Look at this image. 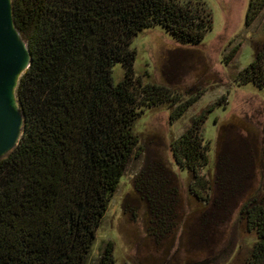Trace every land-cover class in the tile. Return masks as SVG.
Returning <instances> with one entry per match:
<instances>
[{"label": "trees", "instance_id": "1", "mask_svg": "<svg viewBox=\"0 0 264 264\" xmlns=\"http://www.w3.org/2000/svg\"><path fill=\"white\" fill-rule=\"evenodd\" d=\"M263 8L264 0H251L247 24ZM13 10L31 63L17 89L23 134L0 159V264H86L111 198L139 153L134 124L145 109L163 104L152 95H163L164 86L135 74L133 38L159 25L180 42L200 44L213 28L212 13L203 0H13ZM117 62L125 76L115 83ZM237 79L264 85V43ZM178 97L171 99V120L196 100ZM204 121L201 114L171 144L177 165L198 182L210 162ZM157 166L156 173L150 166L140 174L133 192L150 223L151 216L163 221L169 206L164 173L173 170ZM241 215L256 234L242 264H264V197H251ZM114 263L110 243L100 264Z\"/></svg>", "mask_w": 264, "mask_h": 264}, {"label": "rangeland", "instance_id": "2", "mask_svg": "<svg viewBox=\"0 0 264 264\" xmlns=\"http://www.w3.org/2000/svg\"><path fill=\"white\" fill-rule=\"evenodd\" d=\"M203 1L213 28L200 44L180 42L159 25L132 40L135 74L164 86L163 95H152L163 104L145 109L134 124L139 153L111 198L86 264H100L110 243L114 264H242L256 239L241 209L251 197H264V85L240 83L237 75L263 48L264 8L247 24L251 0ZM112 75L115 83L124 78L121 62ZM174 96L196 100L171 120ZM201 114L210 162L198 182L177 165L171 144ZM159 162L173 170L163 175L169 206L163 221L151 216L150 223L133 192L140 174L150 166L156 173Z\"/></svg>", "mask_w": 264, "mask_h": 264}, {"label": "water", "instance_id": "3", "mask_svg": "<svg viewBox=\"0 0 264 264\" xmlns=\"http://www.w3.org/2000/svg\"><path fill=\"white\" fill-rule=\"evenodd\" d=\"M31 53L14 19L13 0H0V159L19 143L24 114L17 89Z\"/></svg>", "mask_w": 264, "mask_h": 264}]
</instances>
